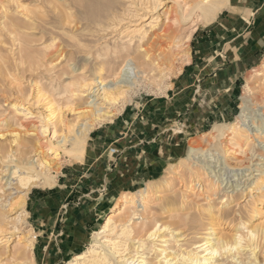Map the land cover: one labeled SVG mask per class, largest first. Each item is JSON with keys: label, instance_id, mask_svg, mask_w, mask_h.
I'll return each mask as SVG.
<instances>
[{"label": "rangeland", "instance_id": "1", "mask_svg": "<svg viewBox=\"0 0 264 264\" xmlns=\"http://www.w3.org/2000/svg\"><path fill=\"white\" fill-rule=\"evenodd\" d=\"M102 1L0 0V134H5L0 135V210L5 199L18 194L17 181L11 175L13 164L1 159L5 145L13 151L17 148L12 142L11 130L18 122L12 118L13 107L27 108L24 111L32 115L26 120L22 114L19 122L56 119L51 115L55 106L49 103L52 96L37 95L39 77L32 68L33 57L60 43L68 56H77L75 63L83 73L97 75L94 70L99 64L91 58L94 56L84 63L80 57L86 56L84 51L90 47L86 34L91 7ZM191 2L165 0L159 12L162 21H169L168 10L174 9L173 16L178 15L190 8ZM225 2L210 23L195 18L169 21L186 40L190 60L182 56L172 72L166 69L157 81L142 79L128 95L108 104L115 115L94 123L83 156L68 155L60 141L64 134L73 135L65 123H73V130H78L85 122L80 114L84 104L75 105V110L71 106L62 109L64 120L58 123L49 151L34 141L39 146L29 156L52 160L53 181L32 186L24 204L8 213L19 229L7 244L0 243V264H67L74 254L87 249L93 234L122 206L124 195L135 197L140 213L135 221L169 225L164 231L166 237L172 235L169 252L178 250L179 244L190 249L222 233L246 234L244 226L264 223V188L257 191L253 185L260 178L256 167L260 162H249L247 153L237 146L226 156L212 147L216 125L224 126L226 135L232 126H244L240 116L243 102H250L247 84L254 87L262 81L258 72L264 70V46L255 50L260 38L250 45L246 35L254 29L248 28L250 23L264 20V0ZM122 6L123 0H118V10ZM263 20L257 26L259 31H264ZM230 73L233 78L227 82ZM107 80L112 83V78ZM250 117L248 114L247 120ZM197 147L212 148V154L202 156L193 150ZM149 185L153 188L141 201L139 192ZM247 237L244 242L249 241ZM256 244L258 264H264L262 227ZM137 245L129 244V255ZM247 251H242V257L248 256ZM144 256L153 264L157 261L153 252ZM219 259L228 264L233 261L226 254Z\"/></svg>", "mask_w": 264, "mask_h": 264}, {"label": "bare ground", "instance_id": "2", "mask_svg": "<svg viewBox=\"0 0 264 264\" xmlns=\"http://www.w3.org/2000/svg\"><path fill=\"white\" fill-rule=\"evenodd\" d=\"M191 3L190 8L175 16H173L174 9L168 10L167 17L170 14L171 17L167 20L175 22L178 18L182 20L195 18L202 23H210L218 16L226 2L225 0H193ZM164 6L165 0H123L121 10H118V0H104L100 5L92 6L89 33L86 34L89 36L90 47L84 51L86 56H81L80 60L84 63L83 61L93 58L99 64L96 71L94 70L97 75L93 74V77L83 73V70L77 66L78 63H75L77 56L74 57V53H70L68 56L66 49L61 47L60 43L55 45L52 51L44 50L40 52L38 57H33V65H31L32 68L36 69L39 77L37 95L43 97L48 93L52 96L49 103L55 106L51 115L56 119L54 121L50 118L45 119L46 121L19 122L22 114L26 120L32 115L30 112L24 111V109L28 110L27 108L13 107L12 109V118L15 122L18 121L15 123L17 127L11 130L13 133L12 142H15L17 148L13 151L5 145L2 149L1 159L13 164L11 175L12 179L17 181L15 189L18 190V194L2 202L0 243L7 244L18 231V225L12 218H9L8 213L15 206L24 204L30 188L40 183L43 185L52 184V160L45 158V156L42 157V155L34 160L29 156V153L40 144L47 151L51 149L48 145L49 143L52 144L51 140L58 133V123H62L64 120L63 108L69 109L70 106L74 108L75 105L84 104L83 110L80 109V114L83 115L85 122L81 124L78 130H73V123H65L68 132L73 133V135L64 134L60 141V146L65 153L74 157H81L86 150L87 135L94 123L108 120L115 115L108 104H114L119 101V98L128 95L129 90L139 86L142 79L157 81L161 75H164L166 69L171 71L182 56L190 60L191 53L186 40L184 41L177 35L172 27V22H163L161 19L162 14L159 12ZM68 18L73 19V16L69 14ZM261 20L263 19H258L257 25ZM94 61H92L93 64ZM236 66L237 64H235L234 70L237 71ZM29 68L28 70H30ZM258 74L262 75V78L260 77L262 81L254 87L247 84L246 89L250 94V98H248L250 102L247 103L246 100L241 106L240 119H242L244 126H232L230 133L226 135V128L222 125H216L212 143L214 150L220 151L225 156L237 146L247 153L249 162H260L256 166L257 171H260L258 174L260 178L253 184L257 191L264 188V70ZM232 75L226 76L227 82L231 77L233 78ZM108 78H112V83H108ZM79 101L82 103H78ZM29 114L30 116H28ZM248 114L251 117L247 120ZM257 116H261L262 119L257 118ZM9 117L11 118V116ZM11 122L9 123L11 124ZM48 133H51V137H48ZM41 136H44L45 140L41 141ZM35 140L39 142V145L34 144ZM68 143L70 146L67 145ZM113 150L116 151V149ZM193 150L199 151L205 157L208 156L206 152L212 154V148L197 147ZM152 188L153 186L149 185L139 192L141 201H145L144 198L149 195ZM9 196L11 195L9 194ZM129 196H123L122 206L116 212H112L103 226L93 234L87 249L74 254V257L67 264H153L144 256L145 253L151 252L155 254L157 259L154 264H228L219 261L222 254L232 257L231 264H258L255 237L258 230L261 227L264 228V223L255 225L253 228L244 226L247 228L246 234L237 231L232 236H226L225 233H222L217 237L206 238L202 242H197L190 249L182 248L179 244L178 250L169 252V247L173 241L172 235L170 238L164 234L165 229L170 228L169 225L158 222L147 225L146 222L135 221L139 219L140 213L138 209L136 210L135 197ZM245 236L249 237V241L244 242ZM133 242L138 245L131 251L133 254L129 255L130 252H127V249L129 244ZM140 248L146 251L140 253ZM244 250H248L246 258L242 257Z\"/></svg>", "mask_w": 264, "mask_h": 264}, {"label": "crops", "instance_id": "3", "mask_svg": "<svg viewBox=\"0 0 264 264\" xmlns=\"http://www.w3.org/2000/svg\"><path fill=\"white\" fill-rule=\"evenodd\" d=\"M257 26L258 27H260L259 25H257V22H255V23H250V26L248 27V28H250V30H251V28H253L254 27V29L251 31V33H250V35H249V37H247L248 35H246V38L249 40V42H250V45H253V42H254V40L255 39H259L260 38V43L259 44H254V47H255V50H258V49H260L262 46H264V31H259L258 29H257ZM257 29V30H256Z\"/></svg>", "mask_w": 264, "mask_h": 264}]
</instances>
